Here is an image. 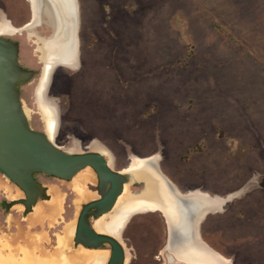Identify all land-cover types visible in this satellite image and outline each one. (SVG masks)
Returning a JSON list of instances; mask_svg holds the SVG:
<instances>
[{
  "label": "rangeland",
  "instance_id": "374dc122",
  "mask_svg": "<svg viewBox=\"0 0 264 264\" xmlns=\"http://www.w3.org/2000/svg\"><path fill=\"white\" fill-rule=\"evenodd\" d=\"M81 14L85 63L61 65L48 89L62 123L54 142L74 153L102 147L113 169L156 156L181 191L227 198L203 223L210 247L232 264H264V0H82ZM1 21H28L27 3L0 0ZM19 42L22 60L28 45ZM83 174L97 192L91 167L70 180L37 173L48 199L25 215L22 204L5 210L23 192L0 172V264H93L100 251L107 263L109 244L74 241L81 207L94 199L79 192ZM153 211L134 217L131 241L124 228L120 241L135 256L126 252L125 264H184L167 250L151 261L168 236Z\"/></svg>",
  "mask_w": 264,
  "mask_h": 264
},
{
  "label": "water",
  "instance_id": "95a60500",
  "mask_svg": "<svg viewBox=\"0 0 264 264\" xmlns=\"http://www.w3.org/2000/svg\"><path fill=\"white\" fill-rule=\"evenodd\" d=\"M74 5V41L77 67L80 23L79 0H74ZM35 7L39 10L40 22L46 18L48 20L51 19L52 8L50 0H35ZM32 22L33 16L30 23L32 24ZM31 24L25 26L24 29L33 26ZM19 52L20 46L17 40L10 35L0 34V172L7 179L17 184L24 192L26 198L21 201L25 204L26 210H29L38 197L44 198L46 196L45 188L34 177L35 172H42L45 175L70 180L80 170L91 167L97 176L100 197L82 207L77 221L74 240L77 244H82L90 249L101 248L104 242H108L111 248L106 264H124L122 242L109 234L96 231L88 222L87 215L92 214L95 219L99 218L113 208L126 185L132 184L141 187L138 192L140 193L145 188L146 183L142 179H137L133 172L127 171L128 166L121 169H113L110 165V160L100 151L74 153L64 150L50 138L46 129L44 131L34 129L30 120L31 111L23 104L19 84L26 83L32 79L36 71L21 65ZM53 71L54 69L48 76V87ZM48 98L50 97L48 96ZM53 103L54 121L57 128L59 116L57 106L54 101ZM155 169L166 179L170 192L184 204L179 195H186L190 190L181 191L161 171L158 161ZM195 190L197 189L191 191ZM224 199L226 200L219 205V210L224 209L223 206L227 198ZM209 211L206 209L204 214H201L196 227L197 236L200 240L203 239L200 226ZM195 216L196 214H193L192 222H194ZM190 236L191 240L196 237L194 233ZM228 260L229 264H232L231 260Z\"/></svg>",
  "mask_w": 264,
  "mask_h": 264
},
{
  "label": "bare ground",
  "instance_id": "6f19581e",
  "mask_svg": "<svg viewBox=\"0 0 264 264\" xmlns=\"http://www.w3.org/2000/svg\"><path fill=\"white\" fill-rule=\"evenodd\" d=\"M50 1L55 24L52 34L47 38L44 37L45 39H42L38 46L45 60V65L35 87V97L45 119L46 131L52 139L57 128L54 121V104L45 92L48 76L52 69L58 65L75 69L77 59L74 41V0ZM29 2L33 13V26L28 27L27 32L31 34L35 25L37 23L39 25L42 21L40 22L39 10L35 7V0H29ZM15 32L17 29L8 21H1L0 34L11 35ZM98 150H101L100 152L108 156L110 160V153L106 149L99 147ZM157 161L156 156L132 158L127 171L133 172L137 179L147 181L146 189L140 193H130L129 195V189L124 192V188L123 193L108 213L91 220L92 227L98 232L109 233L121 240L125 224L132 214L147 210H159L165 218L168 230L167 242L163 252L169 251L174 258L181 260L184 264H229L227 259L210 247L207 241L200 240L196 232L201 214H204L206 209L210 210L209 213L219 209V205L224 200L195 190L186 195H179V198L184 201L183 204L170 192L166 179L156 171ZM87 181V174L78 177L79 192L88 199L98 198L97 192L86 191ZM193 214H196L194 222H192ZM193 233L196 237L191 240L190 235ZM105 260L104 252L100 251L93 255L92 263L104 264Z\"/></svg>",
  "mask_w": 264,
  "mask_h": 264
},
{
  "label": "flooded vegetation",
  "instance_id": "af4514ba",
  "mask_svg": "<svg viewBox=\"0 0 264 264\" xmlns=\"http://www.w3.org/2000/svg\"><path fill=\"white\" fill-rule=\"evenodd\" d=\"M24 1H25V3H27V8H28V21H26L25 23H23L20 26L15 27V28H17L16 34L18 35V37H16V38H13L12 37V38L18 41L19 46H20V42L19 41H21V40L22 41H27L28 49H26L25 53L22 54V60H20V63H21V65L23 67L28 68V69H31V70H34V71H36V73L34 74L33 78L30 79L28 82L19 84V87H20L21 95L24 93V98L27 101L26 106L30 109V111H31L30 114H32V116L34 117L33 118V123L36 124V126H38V128H35L34 127V129L39 130V131H44L46 129V127H45V119H44V117L42 116V114L40 112V109L38 107V104H37V101H36V97H35V87L37 86V83L39 82V78H40V76L42 74L43 67L45 65V60L42 57L41 51L38 48V46L40 45L42 39H45V38H47L48 36H50L52 34L53 25L55 24V19H53V17H52L51 19H49L50 20L49 21L48 18H46L45 21H42L41 24L38 25V23H37L35 25V27H34L35 28L34 31L31 32V34H28L27 29H24V28H25V26H28V25L31 24L30 22H31L32 12H31V6H30L29 0H24ZM79 11H80V23H79V32H78V36H79V54H78V65L75 68L78 71L81 70V68L83 67V65L85 63V58L83 57V44H84V42H83V39H82L83 38V36H82L83 26H82V14H81V12H82V0H79ZM18 30H20V31H18ZM19 57H20V52H19ZM59 67H61V66L58 65V66H56L54 68V71L52 73L51 81H50L49 86L50 85L52 86V84L55 82L54 80L56 78V70ZM75 69H73V70H75ZM48 89H49V87H48V81H47V86H46V95H47V97H48ZM55 104L57 106V111H58V116H59V123H58V127H57V132H56L57 135H58V133L60 132L62 123H61V117H60V112H59L60 111L59 105H57L56 102H55ZM108 152H110V151H108ZM37 173H42V172H35L34 173V177L45 188V195L46 196L44 198L38 197L37 200L35 201V203L31 206V208L29 210H26L25 204L21 201L22 199H25L26 196H25L24 192L20 189L23 192V196L20 197V198H17V199H12L9 202H5L4 203V208H5L6 211H8L15 204H22L24 206V214L26 215V214H28L32 210V208L35 206V204L37 203L38 200H40V199H48L47 188L36 177V174ZM46 176H50V175H46ZM142 180H144V179H142ZM145 183L147 185V181H145ZM15 185H17V184H15ZM146 185H145V188H143V190L146 189ZM131 188L132 189H130V193H132V194L138 193L141 190V187H137V186H132ZM96 191L99 194L98 186H96ZM99 197H100V195H99ZM98 198H95V199H98ZM95 199H92L90 201H93ZM3 201H5V200H3ZM90 201H88V202H90ZM87 203H85V204H87ZM85 204H83L82 207ZM82 207H81V210H82ZM81 210H80V212H81ZM80 212H79V214H80ZM147 212H154V211L137 212V213L132 214L130 216V218L127 220V222L125 224V227H124L125 229L128 230V232L130 234L128 237H126V240L127 241H131V239L133 238V235H134L133 229H134V227L137 226V224L134 223V222H136V220L134 219V217L137 214H143V213H147ZM158 213H159V216L161 217V220L163 222V226H165V229H166V221H165V218H164L163 214L160 211H158ZM78 217H79V215H78ZM87 218H88V222L90 224H91V220L92 219H95V217L92 214H88L87 215ZM206 219H207V216L204 219V221ZM155 220L156 219L152 217V219H146L145 220V223L146 224L145 223H143V224H145L147 226V225H149L147 221H150V224H151V223H155L156 222ZM77 221H78V218H77ZM204 221L201 223V226H200L201 233H202V230H203L202 228L204 226L203 225ZM137 222H138V220H137ZM76 226H77V224H76ZM123 231H124V229H123ZM150 234H151L150 236H152L151 238L153 239L151 241V245L154 246V248H156V246L158 245L157 232L151 230V233ZM166 234H167V231H166ZM105 244H109V243L108 242H104L102 244L101 248H98V249H102ZM122 245H123V243H122ZM109 246H110V244H109ZM164 246H165V244H163L160 248H157L156 253H153L151 255V261L156 262V261H158V260L161 259L160 258V254L162 253V250L164 249ZM110 248H111V246H110ZM88 249H90V248H88ZM133 249H134V247L130 244V245H128L127 250H124V264H125V262L127 260L126 259V252L128 253V259H131V258L135 257L133 255V253L131 252V250H133ZM169 262H171L172 264H180V263H178L176 261H169ZM129 264H131V260L129 261ZM137 264H139V263H137ZM144 264H154V263L144 262ZM159 264H163V263L160 262Z\"/></svg>",
  "mask_w": 264,
  "mask_h": 264
}]
</instances>
